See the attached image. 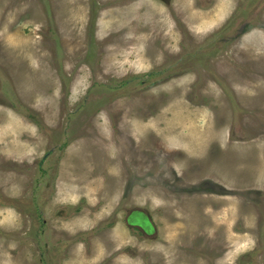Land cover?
I'll use <instances>...</instances> for the list:
<instances>
[{
	"label": "rangeland",
	"instance_id": "rangeland-1",
	"mask_svg": "<svg viewBox=\"0 0 264 264\" xmlns=\"http://www.w3.org/2000/svg\"><path fill=\"white\" fill-rule=\"evenodd\" d=\"M0 0V264H264V0Z\"/></svg>",
	"mask_w": 264,
	"mask_h": 264
},
{
	"label": "flooded vegetation",
	"instance_id": "flooded-vegetation-1",
	"mask_svg": "<svg viewBox=\"0 0 264 264\" xmlns=\"http://www.w3.org/2000/svg\"><path fill=\"white\" fill-rule=\"evenodd\" d=\"M165 2L169 3L167 0Z\"/></svg>",
	"mask_w": 264,
	"mask_h": 264
}]
</instances>
